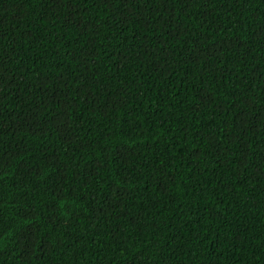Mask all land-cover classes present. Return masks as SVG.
<instances>
[{
  "label": "trees",
  "instance_id": "1",
  "mask_svg": "<svg viewBox=\"0 0 264 264\" xmlns=\"http://www.w3.org/2000/svg\"><path fill=\"white\" fill-rule=\"evenodd\" d=\"M0 264H264V0H0Z\"/></svg>",
  "mask_w": 264,
  "mask_h": 264
}]
</instances>
